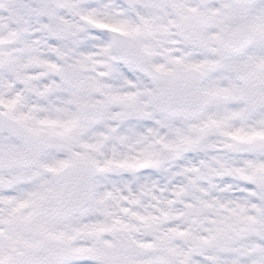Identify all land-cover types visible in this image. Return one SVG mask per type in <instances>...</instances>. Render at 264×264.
Returning <instances> with one entry per match:
<instances>
[{
    "label": "snow or ice",
    "instance_id": "6c2138e0",
    "mask_svg": "<svg viewBox=\"0 0 264 264\" xmlns=\"http://www.w3.org/2000/svg\"><path fill=\"white\" fill-rule=\"evenodd\" d=\"M0 264H264V0H0Z\"/></svg>",
    "mask_w": 264,
    "mask_h": 264
}]
</instances>
